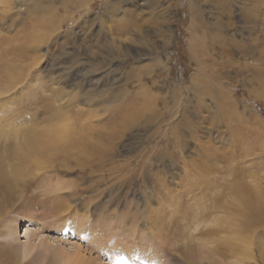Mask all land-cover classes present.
<instances>
[{
	"label": "rangeland",
	"instance_id": "obj_1",
	"mask_svg": "<svg viewBox=\"0 0 264 264\" xmlns=\"http://www.w3.org/2000/svg\"><path fill=\"white\" fill-rule=\"evenodd\" d=\"M20 1L0 0V49L21 44L23 37L38 30L31 25L30 12L25 13L33 1ZM106 2L88 0L71 16H84L85 20L92 21L97 14L105 13ZM191 7L199 13V20H192ZM118 8L113 16L104 19L106 33L104 30L95 32L96 23L92 26L95 31H92L89 28L91 22L81 26V19L76 23L65 21L57 31L47 29L49 37L36 47L32 45L27 51L29 57L0 62V132L5 137L7 131L48 128L65 122L79 124L86 119L90 134L96 137L108 130L106 123L111 120L108 116L114 109H104V102L98 99L113 96L114 90L119 91L127 84L132 90L137 83L133 81L136 70L145 63L150 64L156 55L168 68L165 72L152 70L145 77L144 81L151 85L150 92L157 98L144 103L139 125L123 129L118 135L113 129L111 143L104 139L103 146L109 148L112 162H107L103 169L91 172L83 155L57 156L52 162L36 160L33 171L15 176L5 150L18 137L14 138L11 133V139L15 141L10 137L0 138L5 171L9 176H15L19 183L16 187L3 184L6 197L3 195L4 199H0V233L8 226L15 229L16 246L11 253L21 256L20 264H60L63 260L58 253L60 248L71 253L75 245L85 247L86 241L72 231L65 232L53 221L52 207L61 197L72 209L71 218L86 220L87 227L97 233L92 237L94 240L102 234L109 235L106 241L110 251L116 249L110 241L116 234L122 240H131L130 232L134 229L145 234L149 229L156 232V227L161 225L166 249H170L172 241L183 248L190 237L195 258L193 264H241L236 262L241 248L252 249V257L242 264H264V96L257 97L252 92L263 89L264 83L263 88L258 82L245 83L243 77L249 78L251 71L247 69L243 73L236 68L238 64L248 62L247 55H250L248 50H239L238 44L248 46L252 40L257 45V59L264 67V0H125ZM252 9L254 13H250ZM137 14V22L143 23L141 32L130 31L123 36L117 31L115 23L119 17L130 20ZM164 18L171 21L165 47L155 26L156 21L161 22ZM163 25L166 29L168 22ZM66 31H69V37ZM140 36L156 45H141L135 40ZM94 37L100 40V48L92 47ZM108 37L120 40L121 48H114L113 52L106 48ZM91 47L94 54L88 51ZM193 47L203 52L194 54ZM96 62L100 65L94 72L99 80L97 85L89 80L90 68ZM7 65L12 66L14 77L20 75L22 79L4 81ZM199 66L221 72L220 79L213 81L227 97L213 101L209 95L203 98L196 95L192 79L199 76ZM83 69L87 72L76 79ZM99 88L102 92L97 94V100L88 102L90 90ZM104 89H109L106 94ZM53 90L79 94L76 102L67 107L58 105L62 100L57 97L51 103L53 110L66 112L65 118L49 116L52 109L47 107L45 95ZM132 97L138 99L135 94ZM34 106L40 108L35 115L32 113ZM70 107L79 108L85 114L80 119L69 118ZM172 111L171 118L169 113ZM178 120L183 125L181 123L180 129L171 135L169 124ZM197 176L203 180L196 181ZM156 180L166 185L158 186ZM192 180L193 184H188ZM70 182L76 188L56 189L61 183ZM170 193L175 194L174 204ZM242 195L246 197V204L240 201ZM6 198L7 203L3 201ZM56 212L59 215L61 210ZM157 214L164 219L161 224L155 222ZM252 215L256 218L255 226L243 233L242 223L249 225L246 218ZM22 217L30 219L26 225L33 230L27 240L35 247L28 255L22 252L23 244L27 242L22 235L25 225ZM169 221L176 222L180 235L172 237L166 233L171 231ZM9 248L7 238L0 234L1 264H15L14 258L5 254ZM106 255L91 252L87 258L95 259L96 264H113L108 260L111 254ZM181 261L173 260V263L185 264L183 259Z\"/></svg>",
	"mask_w": 264,
	"mask_h": 264
},
{
	"label": "bare ground",
	"instance_id": "obj_2",
	"mask_svg": "<svg viewBox=\"0 0 264 264\" xmlns=\"http://www.w3.org/2000/svg\"><path fill=\"white\" fill-rule=\"evenodd\" d=\"M23 1L25 2V0H21L20 3H22ZM32 1H33V3L31 4L30 7L27 8L28 10H26L25 13L30 12L29 17H30V22H32L31 25H32V27L36 26L38 28L37 32L32 33V34L29 33V35H27V37H25V38L23 37V40H22L23 43H21V44L19 43L18 45H14V46L12 45V47L10 48L11 50L9 48L6 49L7 47L4 49H0V62L9 63V62H13L16 58L29 57L30 55L28 54L27 51L30 49V47L32 45L36 47L41 41H43L49 37L50 33H48L47 29H49L51 31L52 30L57 31L62 27V24L65 21L70 20L69 22L76 23L79 19H81L82 20L81 26H84L85 22H88V23L91 22V27L89 26V28H92V31H95V30H93L92 26L96 23L95 25H97V29L95 32H97V33L101 32L104 30V26H103L104 19L106 17L108 18V16L109 17L113 16V13L119 9L118 7L121 6V4L125 2V0H118L116 2H114V1L111 2V0H107L106 4L104 6V12L105 13L97 14L94 17V19H92V21H91V20H85L84 16L78 17V18L75 15L71 16V14H75L77 12V10L80 9L88 0H58V1H54V0H32ZM89 1H91V0H89ZM60 10H61V12H60ZM191 10H192V18H193L192 20H194V18L196 20H199V13L195 12L194 7H191ZM254 12H255V10L252 9V11L250 13H254ZM124 15L128 16L127 14H124ZM248 16H249V18H252V16L250 14ZM137 17H138V14L133 15V18H131L130 20L129 19L126 20L125 19L126 17H124V16H122L121 18L119 17V19L116 20V23H115V25L117 24L115 26L117 31L119 33H121L123 36L130 31H133L135 34L141 32L142 31L141 25L143 23L142 22L138 23ZM48 20H50V24H48ZM151 20H153V19H151ZM158 20H160V19H158ZM169 21L170 20L168 18H164L163 20H161V22L156 21L157 24L154 23L156 26L158 35L163 39L162 41H165L164 47L168 44L167 39H169V36H170V34L168 33V31L170 32ZM167 22H168V25H167L166 29L162 28L164 26L163 23L165 24ZM190 26H191V23H190ZM84 29H87V28L85 27ZM103 32L106 33L105 30ZM65 33H67V37H69V31H66ZM73 34H76V33L73 32ZM140 37L141 38H137L135 40H137L138 42H141L140 43L141 45L143 43H145L146 45L147 44L156 45L155 42L153 44L149 43L150 40H147L144 36L143 37L140 36ZM108 38H109V40L106 41V43H108V44H106V48L110 49V51H112V49H114V48H116V49L121 48L122 44H121L120 40H117V38H115V37H108ZM212 38H214V37L212 36ZM3 39H5V38H3ZM129 39L130 40L132 39L131 35L129 36ZM125 40H127V39H125ZM8 44L10 46V43H8ZM93 45L94 46H92V47H94V48H100V40H98V37H94ZM92 47L89 48L88 51L90 53L94 54L95 52L92 50ZM238 47H239V50H243L244 52H246V50L250 51V52H248L250 55L249 56L247 55L249 61L246 63L238 64L236 66L237 71H241L243 73L247 69H249L251 71V76H249V78L243 77V81L247 84H249L251 82L252 83L258 82V83H260L259 85L263 88L264 72H262L261 70H263L264 67H261V65H260L261 62L259 59H257V56H256V54L258 52L257 51L258 50L257 45L252 40V43L250 41V44L248 46L238 44ZM192 50H193L194 54H197V53L199 54V52H203L199 48L196 49L195 47H193ZM199 57H200V55H199ZM154 58L155 59H153V61L150 64L145 63L146 65H142L139 67L138 70H136V72L134 73V76H133V81H135L137 83H135V85L133 87H131V88H133L132 90H130L129 85L127 84L126 87L120 89L119 91L114 90L113 96L108 97L107 95H105L106 97L102 98V100L98 99V101L104 102V105H105L104 109H110L112 107L114 108V109H111V112L109 113V116H108L111 120L108 123H106V127L108 128V130L106 132H100L101 134H98L99 137H98V135L96 137H94L90 134L91 133L90 129L88 130V127H89L88 126V119H86L85 122H83V123L80 122L79 124H76L78 122H75V123L74 122H69V123L65 122L63 124H58V125H55L53 127H48V128H34V129L17 130L15 132L13 131L14 133L7 131L6 137H5V134L3 132H0V138L2 140L8 139L7 137H10V139H11V137H12V136H10L11 133L13 134L14 138L18 137L16 142L12 143L11 147L8 146L7 150H5L6 148L4 149L5 151H7V155L6 154L5 155H6V158H8V162L10 163V166H11V167L10 166L9 167L11 168V171L13 172V174H15V176L18 174H26L27 175L28 172L34 170L33 163L36 160H44V161L47 160L48 162H52L53 157H57V156L70 157V156H81V155H83L88 160L89 167L92 168L91 172L92 171L95 172V171H97V169H103L105 167L104 165L107 162H109V163L112 162V159H111L109 152H108L109 148L107 146H103L104 145L103 141L106 140L110 143L112 142V140H113V129L116 130V133L118 135L123 129H128L130 127L139 125V117L142 115L141 108H143L145 106L144 103L150 102V101L157 98V97H155V95L153 93L150 92L149 88H151V85L148 84L146 81H144V79L146 76L151 74L152 70H158L159 72H165L168 68H167L165 62H163L159 57H157V55ZM200 59H201V57H200ZM200 59L197 58V61L199 62ZM203 60L206 61V59H203ZM73 62H77V60L73 59ZM201 65H202V63H201ZM98 67H100V65L96 62L90 68L91 69L90 71L92 73H91L89 80H91V82L93 81V83L95 85H97L99 83L98 78H95L97 76L94 75L95 74L94 72L98 69ZM154 68H157V69H154ZM198 71H200L197 73L199 76L196 75V77H193L192 81L195 82V84H194L195 93H196V95H198L199 98H203V97L209 95L213 99V101H220L223 98L227 97V95L223 91V89H221V87L217 86L214 83L215 81H213L216 79H220L221 76H219V75L221 72H218V71L215 72L213 70L208 71V70L204 69V67H201V66H199ZM86 72H87V70H85V69L80 70L79 73H77V75H76V79L78 76L81 77ZM201 73H202V78H200ZM13 75L14 74H13L12 66L7 65V68L5 69V72L3 74V76H6V78L3 80L15 82L14 80H17V78L22 79V77L19 78L20 75H15V77ZM13 77L15 79H13ZM174 84L177 86V83H174ZM78 86H81V84L79 83ZM174 89H175V91H174L175 96H177L176 87H174ZM263 89L260 88L261 91L260 90L257 91L256 89H253L252 90L253 95L257 96V97L264 96V90ZM107 90H109V89H104L103 93L106 94ZM100 92H102V90L100 88L94 89L92 91L90 90L91 95H90V97L87 98V101L90 102L93 100L94 101L97 100V98H96L97 94ZM133 94H135L138 99H134L132 97ZM77 95H79L77 92L71 93V92H63V91H57V90H53L51 92V94L45 95V98H46L45 102L47 103V107H50L52 109V111L49 112L50 113L49 116H54V115H56L57 117L60 116L59 117L60 119L65 118V116H66L65 111H58L56 108L54 109L55 111L53 110L51 103L53 102L55 97L58 98L57 100H62L58 105H62V106L67 107L69 103L76 102V100L78 99ZM34 108H35V111L34 112L32 111L33 115L37 114L36 111L38 109H40V108H37V106H34ZM42 110L44 112H47L45 109H42ZM43 111L40 110V112L44 113ZM69 111H70V113H67L69 118H71L72 116H74V117L76 116V119H80L81 116L85 114L79 108L75 109V108L70 107ZM175 112H176V110H175ZM172 115H173V111L169 113V116L171 118H172ZM30 116H32V115H30ZM91 116H87V117H91ZM156 116L158 118L160 116V114L158 113ZM66 119H67V117H66ZM29 120H32V117L29 118ZM181 123L183 125V122H180V120H178V121H173V123L169 124V129H170L169 133L170 134L176 133V131L178 129H180ZM171 138H173V137L170 136V139ZM174 138H177V137H174ZM11 140L15 141V139H11ZM7 141H9V140H7ZM173 143H175V142L173 141ZM1 144H3V143H1ZM6 147H7V145H6ZM100 152H103V154ZM4 162L5 161L2 160L1 154H0V199H4L3 195H5L4 194L5 190L3 191V188H2L3 184L5 186L7 184H11V185L16 187L17 183H18L17 179L16 178H15L16 180L14 179L15 176L11 177L6 173L5 167H4ZM92 162L94 164H92ZM92 165H94L95 168H93ZM34 178H35V176H34ZM197 178H198V176H197ZM197 178L196 179L194 178V179L196 181H202L203 180L201 177H199L198 179ZM192 182H193V180L190 182L188 181V184H193ZM70 183H67L65 185L61 183L59 186H57L56 189L57 190H59V189L68 190V189L76 188L74 185H72V182H70ZM155 184H157L158 186H161V187H164L166 185L165 182L160 181V180H156ZM162 184H163V186H162ZM169 195L171 198H174L171 200V203L174 204L176 202L175 194L170 193ZM19 196L21 197V195H19ZM5 197H6V195H5ZM60 198L61 197H59L55 206L52 207L53 212L55 213L54 216L52 217L53 221L54 222L56 221V223L58 225H60V228H62L64 231L65 230L72 231L79 238H81L82 240L87 242V244H86L87 246L85 245L84 248L82 246L83 244L82 245L81 244L75 245L73 252H71V253L69 251L64 252L63 248L62 249L60 248V251L58 253L63 258V260L60 261V264H96L95 259L87 258V254L89 255V253H91V252H97L100 255H103L106 253L107 254L106 256H108V254H111L110 259H108V260H111V262L113 264H168V263L177 264V263H173V260L176 262V261H181L182 259L184 260L185 264H193L195 262V258L193 257V252H192L193 251V247H192L193 244H191V242H190V240H191L190 237L187 238L183 248L180 247L179 245H177L176 241H172L173 243L171 244L170 249L169 248L166 249V247H165L166 245H165L164 239L162 237L164 231H162L161 225H158L156 227V232H154L153 230L151 231L149 229V232L148 233L145 232V234L141 233L140 229H138L136 226L137 229H134L135 228L134 227L133 228L134 231L130 232V234L132 235L131 240L128 238L122 240L119 237V235L116 234L115 238L110 240V241H112L111 245H116V249L113 251H110L109 246H108L107 241H106V240H108L109 235L107 236V235L102 234V237L94 240L92 237L96 236L97 233L87 227V221L86 220L72 219L71 218L72 215L70 214L72 212L71 207L65 201H63L62 198L61 199ZM245 198L246 197H244L243 195H242V198H240V201L242 204L247 203ZM63 199H64V196H63ZM3 201L5 203H7L8 199L6 198ZM9 203H11V202H9ZM24 204L27 206V203H24ZM56 210H61V213H59V215H58ZM56 214H57V216H56ZM72 214H73V212H72ZM150 214H152V213H150ZM239 215H241V214H239ZM242 217H243V215H241V218ZM253 217H254L253 215L249 216V218L245 217L246 220L248 221V223L249 222L250 223H249V225L242 223V227H241L242 229L241 230L243 233L252 229V226H255L256 218L253 219ZM22 218L24 219V222H25V225H23V229H22V235L27 240V239H30V235L32 234L33 230H31V228H29V225H26V223L30 219L27 218L28 219L27 220L25 217H22ZM162 221H164V219H162V217L159 214H157L155 222H160V224H161ZM155 222H154V224H155ZM169 224H170L169 227L171 228V231L166 232V233H168L169 235H172V237H174L175 235H180L179 233H181V232H178L177 228L175 226L176 222L175 221H171V222L169 221ZM173 225L175 227H173ZM115 226H116V224H115ZM140 226L141 225H139V228H140ZM144 226H145V224H144ZM144 226H143V228H144ZM131 227H132V225H131ZM244 227H246V228H244ZM110 228L113 229L111 226H110ZM143 228H141V229H143ZM149 228H151V227H149ZM114 229H116V228H114ZM127 229H128V227H127ZM102 231H104V230H102ZM115 231H117V230H115ZM123 231H124V229H123ZM2 232L3 233H0V234L4 237V239H5V237L7 238L8 242H9V247H10L8 252L6 251L5 254H8V257L9 256L13 257L14 258L13 261L15 264L16 263L20 264L21 256H19L18 254H13L15 252L11 253L13 251L14 247L16 246V235H15L14 227L8 226L7 230L2 231ZM130 234H127V235H130ZM37 236L39 237V235H36L35 237H37ZM122 236H123V234H122ZM241 237H243V236H241ZM91 238L93 240H91ZM34 247H35V245L28 243V240H27V242H25L23 244V247H22L23 255H28L33 250ZM240 250H241L240 251L241 255H239V258L236 260V262L242 264V262H244L246 259H249L252 257V249L241 248ZM180 256H181V259L178 258ZM3 257H4V255H3ZM166 257H168V259ZM0 264H1V261H0Z\"/></svg>",
	"mask_w": 264,
	"mask_h": 264
}]
</instances>
